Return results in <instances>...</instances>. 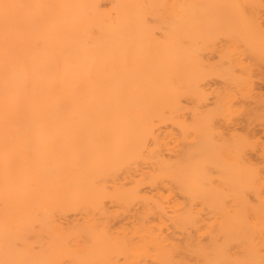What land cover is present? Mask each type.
I'll return each mask as SVG.
<instances>
[{"label":"bare ground","instance_id":"obj_1","mask_svg":"<svg viewBox=\"0 0 264 264\" xmlns=\"http://www.w3.org/2000/svg\"><path fill=\"white\" fill-rule=\"evenodd\" d=\"M197 1L0 0V264H264V213H205L220 112H186L205 95L191 47L213 44L198 14L234 17L218 51L236 65L206 68L237 81L264 73V0ZM243 152L245 203L264 183Z\"/></svg>","mask_w":264,"mask_h":264},{"label":"rangeland","instance_id":"obj_2","mask_svg":"<svg viewBox=\"0 0 264 264\" xmlns=\"http://www.w3.org/2000/svg\"><path fill=\"white\" fill-rule=\"evenodd\" d=\"M204 1V0H203ZM207 1V5L206 7H208V4H210L209 2H211L210 5H212V3L216 4L217 0H205ZM263 1V0H262ZM198 2V6H201L202 3L199 5L200 1ZM196 2V3H197ZM219 2H225V1H219ZM205 4V2H203ZM214 4V5H215ZM221 3H219L216 6H220ZM213 5V7H215ZM205 7V5H204ZM210 8H212L211 6H209ZM218 8V7H217ZM209 8H206L205 11L201 14H198L199 17H205L203 19L204 23L206 24L205 26V30L206 33H208L209 35V39L207 40L208 42L211 39V42H213V44H197L195 45V49H193V45L191 47V51L192 55L194 56V58H192V63H194L195 61H198L201 64H196L194 63V66H196V68L198 70H202V68L200 69V66H203V68L205 69V72L203 71V73L200 72V74L198 73V76L196 77V75L192 76V80H193V84H197L196 86H198L197 88L200 90L201 88V92H204L203 97H196V93L194 95L191 96V98L189 97V103L190 107H188V110L186 111L188 113V117L189 119L192 116H203L206 115V113H202V110L206 112H208V110H216V112H220V114L216 115L215 111L213 113V115L218 116V122L221 126V130H223V139H222V145L221 148H223V152H222V156L223 158H221V172L217 171L216 169H211V176L213 179V183L215 185H220L223 191V197L222 200L219 204V207L215 208L212 207L210 204L206 207L205 213L210 217L213 216H220V217H234L235 215H237L238 213H242V214H248L253 215L254 211L258 212V215L261 213H264V188L262 189L260 195H257L252 189L248 190L245 192V196H246V202H241L240 199L238 198L239 196V191L240 189L237 187L239 185V183H241L240 185H243L244 182H247L246 180V175L242 172H240L239 170V174L238 176L235 174V172H232L233 169H236V167H231L232 164L235 162L236 157L240 156L241 151H244L243 153H247V155L249 157L252 158V162L256 163L259 166V178L261 180V182L264 183V73H262L261 71L258 69H255V61L256 59H258L257 61L260 63L261 61V57L256 53V52H251V49H249L247 47V45L244 44L245 47L247 48H240V46H242L241 44L239 45L238 51L236 53V55L240 53V58L241 60H244L245 63L243 62V64H245V68L249 67L248 63H253L254 66L253 69H246L247 71L245 72H240V70L237 69V73L239 71V73L241 74H236V80H229L230 79V75L226 76V72L225 69L224 70V74L222 76L217 75V74H213L211 73L213 70L208 67L212 66L214 67V69H218V68H225L228 67H234L236 64H230L231 66H227L228 62H227V58L229 59V57L226 58V55L224 54L221 55L218 50L222 49L220 47H224L226 46V44H228L227 41H229V36L227 35L225 29L227 30L228 27L227 24H224L225 22L229 23V21H226V19L231 18L232 16H227L226 19H223L225 21H222V17L220 16H224L226 15V13L222 14V10H218L216 13V9L213 10L209 9L212 12H209L208 10ZM220 9V7H219ZM206 10H208L209 13L206 12ZM218 12L222 15H218ZM206 15H205V14ZM262 16V17H261ZM261 17V21L263 22V30L261 32H264V12H262V14L260 15ZM224 18V17H223ZM234 18V17H232ZM231 18V19H232ZM201 19V18H200ZM220 19V21H222L221 23L218 22V20ZM229 20V19H228ZM232 20H230L231 22ZM204 24V25H205ZM229 25V24H228ZM225 28V29H223ZM259 32V34L261 33ZM231 38V37H230ZM209 42V43H211ZM227 42V43H226ZM199 43V42H198ZM220 46V47H219ZM211 47V48H210ZM206 49V50H204ZM201 50V51H199ZM243 50L247 51V53L245 52V54L243 55ZM254 51V50H252ZM197 52V53H196ZM250 52V53H249ZM199 53V54H198ZM229 54L233 52H228ZM198 54V55H197ZM228 54V55H229ZM231 54V55H232ZM253 54H256V56ZM192 56V57H193ZM235 56V53L232 55ZM251 56V58H250ZM196 57V58H195ZM231 57V56H230ZM237 57V56H236ZM235 57V62H237V58ZM257 57V58H255ZM203 60H201V59ZM239 58V57H238ZM196 59V60H195ZM225 59V60H224ZM239 60V59H238ZM240 61V60H239ZM238 61V62H239ZM256 61V63H257ZM233 62V59H231V63ZM227 63V64H226ZM251 63V64H252ZM239 64V63H238ZM241 64V63H240ZM258 64V63H257ZM262 64V63H261ZM242 65V64H241ZM247 65V67H246ZM264 65V64H263ZM244 67V66H243ZM259 68V67H257ZM260 69V68H259ZM222 69H218L217 71L219 72ZM250 70V71H249ZM256 70V71H255ZM209 71V72H208ZM215 71V70H214ZM223 71V70H222ZM227 71V70H226ZM243 71V70H242ZM260 71V72H259ZM194 72V71H193ZM208 72V73H206ZM249 73L250 75V79L248 77H246V74ZM203 74V75H202ZM248 75V74H247ZM203 78H202V77ZM238 76V77H237ZM245 76V80L249 79V83H243V85L241 84L240 81V77ZM197 79V80H196ZM242 80V79H241ZM233 81V82H232ZM246 81V82H247ZM240 84H238V83ZM244 82V81H243ZM239 85V86H238ZM193 86V85H192ZM195 86V88H196ZM241 86V87H240ZM219 89L220 93H221V99L220 101L217 100L216 98V92L215 90ZM198 90V91H199ZM195 91V90H194ZM194 93V92H193ZM218 95V93H217ZM220 96V95H219ZM196 97V98H195ZM219 102L221 103V105H219ZM223 102V103H222ZM197 109L201 110V112L199 111V113H197L198 111H195ZM219 108V109H217ZM195 111V112H194ZM212 111H210V115H212L211 113ZM209 115V114H208ZM187 116V114H186ZM214 117V116H213ZM196 118V117H195ZM215 118V117H214ZM217 118V117H216ZM215 118V119H216ZM191 120V119H190ZM235 129V130H234ZM197 138L192 137L191 136V143L194 144L197 141L195 140ZM237 142V143H236ZM191 144V145H192ZM196 144V143H195ZM240 146H238V145ZM238 146V147H237ZM195 146H192V148ZM239 148V149H237ZM238 150V152L236 151ZM222 151V150H221ZM239 155H237V153H239ZM238 162H236L235 164H237ZM228 166L229 171H226L228 169H226V167L224 168V166ZM237 166V165H235ZM238 169V168H237ZM225 170V171H224ZM231 170V171H230ZM210 171V169H208V172ZM241 174H244L245 177L239 176ZM244 178L246 180H244ZM210 177L208 179V181L212 180ZM215 179V180H214ZM235 179L237 181H235ZM241 182H240V180ZM243 179V180H242ZM237 186H235L236 184ZM238 182V183H237ZM210 183V182H208ZM235 184L234 186L232 185ZM247 184V183H245ZM212 185V184H210ZM240 187V186H239ZM224 188V189H223ZM245 188V187H244ZM243 188V189H244ZM242 189V190H243ZM181 238V237H180ZM235 245V243L233 244V246Z\"/></svg>","mask_w":264,"mask_h":264}]
</instances>
